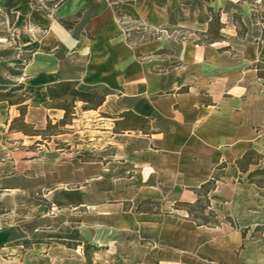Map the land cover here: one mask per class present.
Listing matches in <instances>:
<instances>
[{"label": "crops", "instance_id": "1", "mask_svg": "<svg viewBox=\"0 0 264 264\" xmlns=\"http://www.w3.org/2000/svg\"><path fill=\"white\" fill-rule=\"evenodd\" d=\"M210 9L222 39L205 35ZM5 11L16 15L18 44L0 38V91L21 87L26 104L47 103L43 92L75 83L106 100L94 120L82 111L97 131L76 149L66 140L69 150L0 160V255L42 239L49 258L48 243L59 239L70 250L94 246V254L80 247L78 264H264V188L248 180L264 168V0H0V18ZM124 16L166 36L132 44ZM127 112L149 119L150 129H118ZM17 115L0 102V131ZM42 115L57 122L65 112L31 105L27 121ZM250 150L262 160L242 173L237 160ZM210 181L218 224L199 225L177 204L195 203ZM45 189L48 205L68 216L40 215L50 209L40 208ZM146 200L159 210L138 212Z\"/></svg>", "mask_w": 264, "mask_h": 264}, {"label": "rangeland", "instance_id": "2", "mask_svg": "<svg viewBox=\"0 0 264 264\" xmlns=\"http://www.w3.org/2000/svg\"><path fill=\"white\" fill-rule=\"evenodd\" d=\"M187 5V4H184ZM122 20L124 21V26L130 30L128 39L131 41L132 44H139L148 42L151 40H156L163 38V36H166L165 28L160 26H148L145 23L128 17H122ZM4 28V25H2L0 28ZM170 31V29H169ZM169 35H167L168 37ZM187 37V33L185 31H182L178 34L177 39L182 40ZM206 40L205 38H201V41ZM14 101L18 100V97L13 99ZM56 103H44L43 99L38 100L34 102L33 104L30 102L28 103L27 108V114L25 117V122L29 124L28 126H24L22 122H17L15 124L16 131H11L10 126L12 124V121L15 118H18L20 116L17 115L14 117L10 123V126L7 127L5 130L0 131V160L2 159H9L10 156H14L15 153L18 156H24V159L31 157L34 155V153H37L38 149L46 150L47 148L51 147H57L64 150H69L73 146H67L66 140H70L74 148L76 149L75 145L83 144V140H88L90 138H94L96 133L94 131H97L96 125L97 123L89 122L86 117H83L84 114H82V111H91L87 113L89 117L94 120L97 116L96 113L92 112L94 111L91 109V106H85L83 102L78 101L75 104V109L72 111L74 112L73 115H71L68 119V125L65 127H59L55 130H47L48 123L51 121L52 124H56L57 122H53V120L49 117H45L44 115L41 116V121H27V115H28V109L31 105L40 106L42 107H52L55 106ZM62 104V103H61ZM86 107V109H85ZM17 108V107H16ZM18 110V108H17ZM19 111V110H18ZM39 112V111H38ZM41 114L45 113L44 109H41ZM92 115V116H91ZM13 115L8 116V120L12 118ZM8 120H4L3 123L6 125L8 124ZM87 124H90L89 126ZM118 128V127H117ZM116 128V129H117ZM24 129L28 134H36L38 131H43V136H29L25 135L21 132H17V130ZM98 131H104L100 130L101 128H98ZM118 129H124L123 126H120ZM55 131V132H53ZM90 131V132H87ZM55 134V135H52ZM28 137H34V138H27ZM48 189H45L41 192V196L39 198L40 208H50L49 210L46 209L45 212H41V216H55L58 214L61 216V218L66 217L65 210L64 209H57L59 207H55L54 205H48ZM25 201V208L27 207V203L31 202V198H24ZM144 209H152V211H158L159 205H144ZM184 209V208H183ZM197 210V209H196ZM214 211V210H213ZM215 215H217V212L214 211ZM210 211H204L202 214L200 213L199 216H203L204 218H209L211 221L215 220V217L210 216ZM70 216V215H69ZM26 217V215H25ZM230 221L233 223V220L230 219ZM71 223V222H70ZM78 222H72V224H68V231L74 230L77 227ZM263 228H259V231L254 233L253 236L259 237L261 235V232ZM40 244L36 245L34 247L31 246V244L25 242L23 243V248H10L5 251H3V254L0 255V264H78L80 262L78 254H81L85 252L83 248L85 247V243H82L80 245L82 246H74L70 250L66 242L63 240H54L48 243L49 245H52V242L55 244L52 245V257H47L48 254V246L45 241L42 239L39 241ZM88 243V242H86ZM84 245V246H83ZM88 248L89 254L95 253L94 246H86ZM85 247V248H86ZM87 251V250H86ZM107 251H109V248H107Z\"/></svg>", "mask_w": 264, "mask_h": 264}, {"label": "trees", "instance_id": "3", "mask_svg": "<svg viewBox=\"0 0 264 264\" xmlns=\"http://www.w3.org/2000/svg\"><path fill=\"white\" fill-rule=\"evenodd\" d=\"M58 2L55 3V5ZM115 11L118 16H123L124 14L121 13L117 8ZM212 16L211 28L208 34L209 40L214 41L217 39H222L219 36V31L222 27L220 16L215 14L213 10H209ZM129 16L130 15H127ZM16 15L13 14L11 11L3 12L0 18V24H5L8 22L9 27H12L15 23ZM235 25L237 27L238 35L240 38L245 37L247 33V28L242 23L241 19L238 16H235L234 19ZM67 27L72 26V22L65 23ZM0 38L7 39L8 41H12L15 45L18 44V37L17 34L14 33V37L12 39V35L7 32L6 28H2L0 30ZM129 40V39H128ZM131 43V41L129 40ZM259 78L264 79V64H259L257 67ZM17 101L13 99L17 98ZM43 98H48L50 102L48 103H56L53 108L61 109L65 112L64 118L58 121L56 124H52L50 121L48 123L47 130H55L59 127H65L68 125V119L71 115L74 114L72 112L75 109V104L78 101L84 103L85 106H91L93 110H97L106 100V95L98 90L92 91H81L77 89L75 83H68L64 85H59L57 87L49 88L47 91L43 92ZM27 99L25 98V93L22 92L21 87H14L7 91H0V102H7L10 106H16L20 112V116L15 118L12 121L10 126L11 131H16L14 127L17 122H22L24 126H28L25 122V117L27 114L28 104H26ZM62 103V104H61ZM86 109V107H85ZM123 118L122 121L117 123V126H123L124 129H142L143 131H148L150 129V120L139 116L132 112H127L121 116ZM17 132H21L25 135L29 136H43V131H38L36 134H28L26 130L21 129L17 130ZM55 132V131H53ZM55 135V134H52ZM262 160V156L255 150L248 151L243 158L237 160V165L242 173H248L252 166H258L260 161ZM248 180L250 183L257 185L260 188H264V168L254 169L249 172ZM214 181H210L204 184L199 190H197V200L195 203H178L177 206L184 207V209L188 212L189 217L195 221L199 225H206V226H214L218 224L217 216L215 215L214 211L211 210V199L209 197V193L214 189ZM159 205V202H155L153 200H146L139 204L137 211L138 212H150L152 209H144V205ZM197 209V210H196ZM210 211V216L215 217L214 221H211L209 218H204L203 216H199V214L203 213L204 211ZM79 245V244H78ZM75 244L76 247H78Z\"/></svg>", "mask_w": 264, "mask_h": 264}, {"label": "built area", "instance_id": "4", "mask_svg": "<svg viewBox=\"0 0 264 264\" xmlns=\"http://www.w3.org/2000/svg\"><path fill=\"white\" fill-rule=\"evenodd\" d=\"M1 25H4V28H6V29H7V32L10 33V34L12 35V39H13V37H14V33L11 32V27H9L8 22L5 23V24H1ZM0 30H1V28H0ZM4 40H5L6 42L13 43V40H12V41H8L7 39H4ZM115 250H116V248H115L114 245H110V246H109V251H110L111 253L115 252Z\"/></svg>", "mask_w": 264, "mask_h": 264}]
</instances>
